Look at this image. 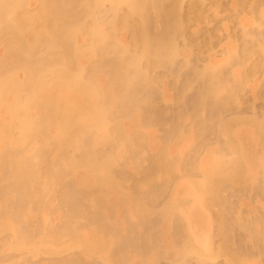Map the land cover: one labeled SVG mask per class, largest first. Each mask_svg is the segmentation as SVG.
<instances>
[{
    "label": "bare ground",
    "instance_id": "1",
    "mask_svg": "<svg viewBox=\"0 0 264 264\" xmlns=\"http://www.w3.org/2000/svg\"><path fill=\"white\" fill-rule=\"evenodd\" d=\"M184 1L0 0V237L9 234L0 241V264L46 256L47 264H214L222 255L230 264H258L246 251L255 244L264 257L263 220H237L251 241L249 256L230 249L235 226L228 219L216 226L231 251L215 246L216 218L208 216L223 188L237 197L264 188V116L216 121L246 92L251 75L235 68L264 53V30L250 32L240 19V51L230 46L220 61L192 66L184 86L195 79L201 88L170 116L157 106L168 98L155 71L190 69L187 49L178 46ZM258 3L250 14L260 29ZM157 126L165 133L156 145L150 130ZM207 134L220 140L201 156ZM227 202L217 208L228 209ZM69 252L63 262L59 256Z\"/></svg>",
    "mask_w": 264,
    "mask_h": 264
},
{
    "label": "rangeland",
    "instance_id": "2",
    "mask_svg": "<svg viewBox=\"0 0 264 264\" xmlns=\"http://www.w3.org/2000/svg\"><path fill=\"white\" fill-rule=\"evenodd\" d=\"M190 1H192V0H190ZM194 1H196V0H194ZM198 1V0H197ZM256 1V2H255ZM168 4H169V1H166ZM166 2H164V3H166ZM185 3L183 4V9H182V15H185V16H183V19H182V22L183 21H185L184 23L186 24H184L185 25V27H186V31H185V33H184V31H183V33L182 34H184L183 36L181 35V36H179V37H181V39L179 38L178 39V46L180 47V49H181V51L183 52V54H186L185 52H186V49H187V54L186 55H184V56H188L187 58H189V60H191V62L189 63V65H190V69L188 70V72H187V67L185 68V71H184V68H183V70H181V69H174V70H172V71H174V72H172L171 71V73L169 72L168 73V71L169 70H164V71H162V68H160L159 70L157 69V71H155V73H156V75H159V77L161 78V83H160V87H161V93L162 92H164V93H162L163 94V96H164V94H165V92H166V97L168 98V103H166V100H161V99H159V100H157V106L159 105V108H161L160 110L161 111H164V112H166V113H170L169 115L170 116H173V115H176V114H178L177 113V111L178 112H180L181 110L183 111L184 109H186V107L188 106V103H189V101L190 100H192L193 98H194V96H195V94L199 91V89L201 88L200 86L202 85V83H200L199 81H196L195 79V81L194 80H192V84H189V86H190V88H185V80H187V79H189L190 77H192V73L191 72H193V71H191V69L193 68L194 69V67H199V68H201L202 66H204V64L207 62V61H210L211 59H214V60H216L217 59V61H220L221 60V57H222V54H223V50H225L226 48H228V47H230L231 46V48L232 49H234V48H236L235 50H237V49H241V48H239L243 43V41L245 40L244 38H243V36L241 35V33H242V27H239L241 24L240 23H238V22H240V19L242 20V23L244 22V20H245V22H244V24L245 25H248V28H250L249 29V31L250 32H254L255 34H257L258 32L259 33H263L264 31V20H263V24H262V28H260V29H258V26H257V20L255 19L254 20V17H253V15L252 14H250L251 13V10H252V6H254L257 2H259L258 4L262 7V5H264V4H261L262 2L264 3V0H202V2H198V5H197V3H196V5H195V2H191L190 4H189V1L188 0H186V1H184ZM166 3V5H168ZM255 3V4H254ZM192 4V5H191ZM185 5V6H184ZM189 5V6H188ZM193 5H194V7H193ZM202 5V6H201ZM250 5H251V7H250ZM196 6H200V7H197L196 8ZM192 7V8H191ZM203 7H204V9H203ZM193 8H194V10H193ZM263 8V10H264V6L262 7ZM261 8V9H262ZM185 9V10H184ZM207 9V10H206ZM186 10H187V12H186ZM192 10V11H191ZM201 10V11H200ZM200 11V12H199ZM196 12V13H195ZM199 13V15L197 16V14ZM192 13V14H191ZM193 13H195V15L193 14ZM204 13V14H203ZM188 15H189V17H188ZM192 16H193V18H192ZM264 16V15H263ZM198 17V18H197ZM189 18V19H188ZM191 19V20H190ZM198 19V20H197ZM263 19H264V17H263ZM189 24V25H188ZM253 24V25H252ZM183 25V26H184ZM187 25H188V27H187ZM251 25V26H250ZM250 26V27H249ZM184 27V28H185ZM183 28V29H184ZM188 28V29H187ZM252 29V30H251ZM188 30V31H187ZM254 30V31H253ZM261 31V32H260ZM263 31V32H262ZM208 33V34H207ZM259 33H258V35H259ZM186 35V36H185ZM209 35V36H208ZM192 37V38H191ZM197 37V38H196ZM128 38V37H127ZM182 38H185V39H182ZM189 38V39H188ZM201 39V40H200ZM247 39V38H246ZM181 40V41H180ZM198 40V41H197ZM251 40V39H250ZM249 40V38H248V40H247V42L248 41H250ZM128 41H129V39H128ZM205 41V42H204ZM242 41V42H241ZM251 42V41H250ZM202 45H201V44ZM211 43H213V44H211ZM184 45V46H183ZM188 45V46H187ZM225 45H227V46H225ZM181 46H183V47H181ZM186 46V47H185ZM212 46V47H211ZM225 46V47H224ZM184 50H185V52H184ZM238 51V50H237ZM240 51V50H239ZM238 51V52H239ZM190 52V53H189ZM182 54V55H183ZM189 54V55H188ZM261 54V53H260ZM260 54H256L255 55V57H254V55L252 56V58L253 59H251L248 63H247V65H246V68H244L245 66H243V67H241L240 66V68H239V66L237 67V68H235V70H237V71H239V73H240V71L242 72V74L244 73V74H246V73H248V74H250L251 75V78L249 77V79H248V85H247V87H248V89H247V87H246V92L245 91H243L242 93H239V96L237 97L239 100H237L238 101V103L236 104V101H233L232 102V104H229V105H227V106H222L223 107V110L221 109H219L218 111V113H221V115L219 114L218 115V113L216 114V116L218 117V119H216V121H220V119L219 118H221V121L223 120L224 121V119H226V121L227 120H229L230 118L232 119L234 116H238V115H240V117H242V118H245V119H250V118H252V115H254V116H256L257 117V119L259 120H262V117L264 116V93L261 95V92H262V87L264 86V83H263V81H264V56H262V55H260ZM184 56H180L179 57V61H182V60H184ZM189 56H191V58L189 57ZM215 56V57H214ZM197 57V58H196ZM211 58V59H210ZM182 59V60H181ZM197 59V60H196ZM220 59V60H219ZM213 61V60H212ZM259 62V63H258ZM197 63V64H196ZM261 63V64H260ZM203 64V65H202ZM196 65V66H195ZM198 65V66H197ZM257 65H259V67L257 66ZM192 66H194V67H192ZM255 66V67H254ZM261 66V67H260ZM192 67V68H191ZM241 68H242V70H241ZM256 68V69H255ZM261 68V69H260ZM252 69V70H251ZM254 69H255V71H254ZM179 70H180V72H179ZM253 71V72H252ZM181 73V75H179ZM170 74H174V75H170ZM182 74H184V77H183V75ZM191 74V75H190ZM241 74V73H240ZM254 76H253V75ZM186 75V76H185ZM190 77H189V76ZM179 76H180V78H179ZM176 77H178V78H176ZM182 77V78H181ZM164 78V79H163ZM185 78V79H184ZM184 79V80H183ZM194 81V82H193ZM194 83V84H193ZM200 83V84H199ZM162 84V85H161ZM262 86V87H261ZM183 87V88H182ZM188 87V86H187ZM164 88V89H163ZM250 88V89H249ZM180 89V90H179ZM264 89V88H263ZM164 90V91H163ZM264 91V90H263ZM182 93V96L184 95V97L186 98V100H185V98L184 97H180V95H181V93ZM164 96V97H165ZM191 97H193L192 99H191ZM167 98H165V99H167ZM184 98V99H183ZM184 101V103L183 104H181V101ZM236 100V99H235ZM160 101V102H159ZM163 101H165V102H163ZM187 101H188V103H187ZM241 102V103H240ZM176 103V104H175ZM236 105H234V104ZM164 104V105H163ZM162 105V106H161ZM177 105V106H176ZM225 105V104H224ZM231 105V106H230ZM239 107H238V106ZM185 107V108H184ZM227 107V108H226ZM232 107V108H231ZM175 108H177V109H175ZM168 109V110H167ZM169 110H171V112L169 111ZM227 111H229V112H227ZM175 112V113H174ZM256 112V113H255ZM231 113H233V114H231ZM172 114V115H171ZM209 115V114H208ZM260 115V116H259ZM250 116V117H249ZM248 117V118H247ZM227 118H229V119H227ZM234 118H236V117H234ZM208 119H209V117H208ZM220 121V122H221ZM218 123V122H217ZM166 125H168V124H166ZM165 125V126H166ZM215 125H216V122H215ZM163 126L164 127V129L165 130H167V127L168 126ZM160 127V126H159ZM163 127H161V128H158V126L157 127H155V128H153V129H151L150 130V133H152V138L154 139V141H156L155 142V144L158 142V143H160V139H161V137H163V134L165 133V130L163 129ZM158 128V129H157ZM215 129H217L218 128V126H215L214 127ZM155 129V130H154ZM163 129V130H162ZM153 130V131H152ZM162 134V135H161ZM154 136V137H153ZM219 136V135H218ZM218 136H217V134H216V137L214 136V134H212V136L210 135V134H207V136L203 139V141L205 140L206 142H203L205 145H203V146H208L207 148L206 147H201L202 148V150H204V151H202L201 150V153L202 154H200L201 156H204L206 153H204V152H209V151H213V152H215V149L217 150V146H216V148H215V143L217 142L218 143V141L217 140H220V139H218ZM160 138V139H159ZM217 138V139H216ZM194 139H195V137H194ZM153 141V142H154ZM195 141V140H194ZM157 143V144H158ZM216 143V144H217ZM156 144V145H157ZM210 144L212 145V144H214V146L212 147V146H210ZM211 147V148H210ZM191 148V147H190ZM204 148V149H203ZM210 148V149H209ZM209 150V151H208ZM188 151H190V150H188ZM148 152V151H147ZM146 152V153H147ZM151 152V151H150ZM149 152V154L150 155H152V153L153 152H151L150 153ZM187 152V151H186ZM149 154H148V156H149ZM186 154H189L188 152L186 153ZM200 156V157H201ZM203 158V157H202ZM130 166H131V168H130ZM128 168V170H131V172L130 173H134V165L132 166V165H130ZM132 167H133V169H132ZM180 177H181V175H179ZM178 176V177H179ZM179 177V178H180ZM136 178H140L139 176H136ZM180 179H182V177L180 178ZM258 184H260V182L258 183ZM262 184V183H261ZM256 186V185H255ZM259 186H261V185H258V188H259ZM224 187V186H223ZM262 187H264V186H262ZM255 188V190H254V192H257V193H253L252 194V192H253V189ZM222 189V188H221ZM224 189V188H223ZM222 189V190H223ZM252 189V187L250 188H248V190H251ZM253 189H252V192H250V191H247V192H249V193H251V195L249 194V195H246V196H243V195H241V193L239 194V195H241V197L239 196V197H237L236 196V194L235 193H238V192H236L235 190L236 189H233L234 190V192H233V194H232V192H231V190L230 189H228L227 191H226V189H224V191H222V190H220L221 192H222V194H220L221 195V197H220V195H219V198L216 200V202H217V204L215 205V207L217 208V206H218V204L220 205V201H222V199L223 200H226V199H228V202H227V205L229 204V206H230V209H229V206H228V209H227V207H225L226 209H227V213H225L226 211H222V210H226L225 208L224 209H222L220 206L216 209L215 207H214V209L212 210V209H208L209 211H208V216H209V213H210V211H211V213H210V221H211V219L213 218V219H215L214 221L212 220L211 222L213 223V225L215 226H210V228H211V236L212 237H214V238H212V241H213V244L215 245V246H217L218 245V247H220V245L221 246H226L227 245V243L225 244V241H224V239L222 238V237H220L221 236V234L219 235V230H220V228H219V226L220 225H218V226H216L217 224H219V219H221L222 220V218H224L225 220L226 219H228L227 220V222H231V223H229L228 225H226L227 224V222H226V224H222V223H224V222H222L221 223V221H220V223L222 224V225H226L227 227H229V225L230 224H232L231 225V229H233L234 228V230H232V231H234L233 232V240L232 239H230L229 241V243H234L235 244V247L232 245L231 247H230V249L232 250V252H234V250L236 251V249L237 250H239V252H241V250H242V252L241 253H245V254H248L249 256H250V254L252 255L253 253H254V255H252L254 258H250V259H252L254 262L256 261V259H257V263L258 264H260V262H261V264H264V260L262 261V259H264V257L263 258H260L261 257V255H260V252H259V254L257 253H255L254 251H253V249H252V247H253V245H250L249 247H248V245L250 244V242L251 241H249V239H248V237H247V239H246V235L243 233L242 234V232H241V229L239 228V230H240V232H239V230H238V226H237V220L239 219H242L241 220V222L242 223H244V220H245V225H246V222H247V220H248V222H249V224L248 225H250L254 220H255V218H256V220H257V218L258 219H261V220H263V222H264V219H262V218H264V193H262L261 191H263L264 192V188L262 189V190H260V188H259V190H257V188L256 187H253ZM229 190H230V192H229ZM227 192V196H226V192ZM238 191V190H237ZM246 191V190H245ZM223 192H225V193H223ZM243 193H244V195H245V193L246 192H244V190H243ZM242 193V194H243ZM225 196H224V195ZM235 194V195H234ZM247 194V193H246ZM262 194V195H261ZM218 195H217V197H218ZM256 195V196H255ZM222 196H223V198H222ZM235 196V197H234ZM258 196V197H257ZM225 197V198H224ZM237 197V198H236ZM220 198H222L221 200H220ZM241 199H243V200H241ZM241 200V201H240ZM52 202H53V200H52ZM240 202V203H239ZM231 203H233V206H231L232 204ZM53 204H54V202H53ZM240 205V207H239V205ZM238 205V206H237ZM160 206V205H159ZM1 207H3V206H1V204H0V210H1ZM161 207V206H160ZM231 207H235V208H231ZM220 208V209H219ZM242 210H241V209ZM235 209H237V210H235ZM216 210V211H215ZM219 210V211H218ZM241 210V211H240ZM222 211V212H221ZM240 211V212H239ZM212 212H213V217H212ZM219 213L218 214V216L216 215L217 213ZM230 212H231V214H230ZM235 212L237 213V216H234V215H236L235 214ZM216 213V214H215ZM222 213H223V217H221L222 216ZM225 213V214H224ZM259 213V214H258ZM248 214V215H247ZM214 215H216V217L214 216ZM230 215V216H229ZM245 216V218H244V216ZM252 215V216H251ZM234 216V217H233ZM249 216V217H248ZM262 218H261V217ZM32 217H34V215L32 216ZM36 217V216H35ZM32 218V219H34V222H32L33 220H31L30 222L31 223H34V225H36V226H38L37 224H38V222H36L37 220H39V219H37V218ZM227 217V218H226ZM247 217L248 218H251V220L250 219H247ZM153 217H151L150 219H152ZM219 218V219H218ZM37 219V220H36ZM52 219V218H51ZM57 219V217L54 219V221H56V222H58V223H56V225H55V227L57 228V227H59V226H61L62 227V225H63V223H62V221L63 220H61L62 218H61V216H60V220H56ZM223 219V220H224ZM247 219V220H246ZM254 219V220H253ZM218 220V221H217ZM230 220V221H229ZM232 220V221H231ZM233 220H234V222H233ZM255 220V221H256ZM53 221V222H54ZM254 221V222H255ZM29 222V223H30ZM36 222V223H35ZM216 222H217V224H216ZM251 222V223H250ZM263 222H261L260 223V225H261V227H260V233H261V235H262V237H264L263 235H264V228H262V227H264V223ZM212 223H210L211 225H212ZM263 223V224H262ZM50 224H51V222H50ZM52 224H55V223H52ZM51 224V225H52ZM58 224H60L59 226H58ZM62 224V225H61ZM233 224H235V225H233ZM253 224V223H252ZM29 226H28V228L27 229H29V228H35V226L34 225H32V224H28ZM30 225H32V226H34V227H30ZM50 225V226H51ZM53 226V225H52ZM233 226H235V227H233ZM254 226V225H253ZM233 227V228H232ZM258 227V228H259ZM37 228V227H36ZM52 228H54V226L52 227ZM144 228V227H143ZM209 228V229H210ZM215 228V229H214ZM218 228V229H217ZM230 228V227H229ZM262 228V229H261ZM230 229V230H231ZM35 230V229H34ZM215 230H217L218 231V234H216L217 232H215ZM228 231L229 232V234H230V232L231 231ZM31 232H33V230H30ZM36 231V230H35ZM237 231V232H236ZM232 233V232H231ZM235 233V234H234ZM5 235V234H4ZM3 235V236H4ZM8 236H9V234H7ZM7 235H5V237H7ZM231 235L232 234H230L229 236L231 237ZM239 235V236H238ZM243 235H245V236H243ZM216 236V237H215ZM5 237H0V241H1V238H4V239H6ZM8 238V237H7ZM221 238V239H220ZM234 238H236V239H234ZM4 239H3V241H4ZM214 239V240H213ZM242 239V240H241ZM245 239V240H244ZM232 240V241H231ZM235 240V241H234ZM244 240V241H243ZM238 241V242H237ZM246 241V245H245V242ZM236 242V243H235ZM239 242H243V245H241V243H239ZM249 242V243H248ZM2 243V242H1ZM0 243V244H1ZM229 243H228V245L226 246L227 248H228V246H229ZM253 243V242H252ZM251 243V244H252ZM223 244V245H222ZM225 244V245H224ZM240 244V245H239ZM254 244V243H253ZM2 245V244H1ZM236 245H239V246H237V248H236ZM244 246H246V248L248 247V249H246V251L247 252H249V251H251L252 250V252L253 253H247V252H245V247ZM1 247V246H0ZM255 248H256V244H255V246H254ZM253 247V248H254ZM235 248V249H234ZM242 248V249H241ZM250 248V249H249ZM234 249V250H233ZM259 249V248H258ZM228 250H229V248H228ZM231 250H229V251H231ZM255 250V249H254ZM259 250H262V248H260ZM244 251V252H243ZM256 251H258L257 250V248H256ZM263 251V250H262ZM73 253H71V252H69V254H65L64 256L62 255V257L61 256H59L61 259H63V260H61L60 258H58V259H60L58 262H60V261H63V262H65V259H69V257H72L71 255H73V254H75V251H72ZM237 252V251H236ZM70 253H71V255H70ZM256 254V255H255ZM11 255H12V253H11ZM13 255H18V254H14L13 253ZM70 255V256H69ZM76 255V254H75ZM43 256V255H42ZM40 257V256H39ZM65 259H64V258ZM73 257H74V255H73ZM257 257V258H256ZM260 259H259V258ZM19 259H17V261H15L16 263L15 264H17V262L19 261L20 263H22V264H24L23 263V261L24 262H26L25 261V259H23V258H21L20 259V257H18ZM38 258V257H37ZM46 258H47V256H46ZM45 257H44V259H43V257H42V259H40L39 258V260L37 259L36 261H33V264H39V261H41L40 262V264H47V259H46ZM51 258V257H50ZM54 258V257H53ZM52 258V259H53ZM227 257H224L223 255L222 256H220V257H218L216 260H213L211 263H214V264H230V261H229V259L227 258ZM16 259V258H15ZM56 259V258H55ZM71 259V258H70ZM258 259L260 260L259 262H258ZM21 260H22V262H21ZM47 260V261H46ZM51 260V259H50ZM57 260V259H56ZM56 260H52L53 262L54 261H56ZM194 260V259H193ZM193 260L191 261V262H189V259H188V261L186 262V263H188L189 262V264H195L196 263V261H194L193 262ZM251 260V261H252ZM31 261V260H30ZM38 261V262H37ZM51 261V262H52ZM166 261V260H165ZM164 260L163 261H160V263L158 262H156V263H154V264H177V263H175V261H171L170 263H169V261H167V262H165ZM32 262V261H31ZM31 262H28V264L29 263H31ZM50 262V263H51ZM52 262V263H53ZM20 263H18V264H20ZM49 263V262H48ZM51 263V264H52ZM60 263H62V262H60ZM26 264V263H25ZM32 264V263H31ZM142 264V263H141ZM178 264H181L180 262L178 263ZM183 264V263H182ZM185 264V263H184ZM209 264V263H208Z\"/></svg>",
    "mask_w": 264,
    "mask_h": 264
}]
</instances>
